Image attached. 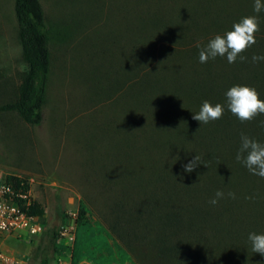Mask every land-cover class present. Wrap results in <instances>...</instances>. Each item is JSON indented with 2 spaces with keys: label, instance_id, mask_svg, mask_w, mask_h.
Wrapping results in <instances>:
<instances>
[{
  "label": "rangeland",
  "instance_id": "1",
  "mask_svg": "<svg viewBox=\"0 0 264 264\" xmlns=\"http://www.w3.org/2000/svg\"><path fill=\"white\" fill-rule=\"evenodd\" d=\"M40 1L52 35L43 121L32 125L16 113H0V196L11 197L9 190L19 188L26 198L13 200L16 206L25 209L29 200L39 202L44 209V225L40 224L37 233L0 232V253L9 259L23 258L20 264H36L32 254L42 230L55 227L60 235L62 227L74 219L71 212L78 218L84 210L90 224L110 231L113 237L110 246L108 242L101 246L98 264H129L132 260L136 264H186L185 249L179 250L180 256L177 252L178 239L183 235L192 240L202 230L214 235L213 226L207 223L205 228L206 221L187 219L183 224L177 222L180 227L171 233L161 229L164 224L157 215L171 208L182 209L188 201L176 198L173 205L165 204V190L176 176L186 183L188 174L197 178V173L183 170L184 160L188 162L190 156L188 142L195 136L204 142L206 150H217L221 135L211 121L200 125L189 120L193 118H180L198 111L202 100L196 98L198 95L189 96L188 90L196 88L184 84L190 63L176 56L165 62V70L156 73L155 81L153 72L137 79L131 57L139 28L137 0ZM14 2L0 0V103L16 96L28 69L22 57ZM206 5H210L208 11ZM176 7L179 12L190 7L199 16L210 13L233 19L252 12L253 0H178ZM262 34L259 28L254 33ZM150 58L151 53L146 57L148 65ZM163 98L170 102L169 109L156 116L151 103ZM203 142H199L200 152ZM212 172L204 171L200 183L205 190L199 198L210 193V199L217 189L226 192L205 180L204 175ZM240 177L237 172L236 178ZM249 179L242 186L235 180L230 189L240 194L258 185L263 191L259 203L250 199L240 212L231 198L229 219L235 241L230 252L235 261L249 251L248 218L261 217L259 230L264 232V178ZM194 198L189 199L190 205L198 201ZM214 206L205 203L206 208ZM156 208L160 213L152 210ZM185 213L184 209L182 215ZM103 235L97 234L96 241L102 243ZM71 236L68 243L58 240L69 248L56 255L51 264H97L87 256L74 261L71 248L78 237L77 225ZM219 239L221 243L226 240ZM260 260L264 264V257Z\"/></svg>",
  "mask_w": 264,
  "mask_h": 264
},
{
  "label": "trees",
  "instance_id": "2",
  "mask_svg": "<svg viewBox=\"0 0 264 264\" xmlns=\"http://www.w3.org/2000/svg\"><path fill=\"white\" fill-rule=\"evenodd\" d=\"M137 3L138 36L137 42L131 45V50H134V56L131 55L133 59L132 70L137 71V79L141 80L143 76L148 77L149 73L153 72V80L155 81L157 79L156 73L165 70V62L167 60L181 56L190 63L183 78L184 84L186 88H196L192 92L188 90V95L191 97L198 95L196 98L202 99L199 104L204 100H208L213 104L223 103L225 91L234 84L251 85L256 88L260 98L264 99V61L256 63L251 61V57L254 54L264 55V11L248 13V15L257 17L258 28L262 30L263 34L256 35L255 43L242 51L240 55L246 57V59L240 60L238 57L235 63L229 64L225 57L217 56L215 59H209L206 63H200L198 60L199 49L196 47V43L200 42L201 46H203L214 35L223 34L229 30L233 22L238 21L241 17H233L232 19V17H223L215 14L210 16V13H203V16H199V12L191 11L190 7H184L181 10V12L189 11L190 14H182L176 7L178 0H137ZM209 6H205L207 11ZM14 9L22 57L27 63L28 69L23 73L21 82L17 86L16 96L11 100L0 103V113H16L23 121L32 125H39L43 121L42 108L46 100L51 71V30L40 0H15ZM156 13L158 16H156ZM186 18H189L190 22L186 21ZM159 39H162V43L158 42ZM149 46L151 49H149ZM147 52H150L152 57L148 61L149 65L146 62V57L150 53L148 54ZM142 53L145 56L141 55ZM133 78H136V76L130 77L129 80L131 81ZM169 103L166 98H163L161 102L151 103L155 115L161 116L160 112L162 111H165L166 114L169 109ZM182 117L192 118V113L189 116H180V118ZM261 120H264V114L257 115L250 121L241 122L230 111L225 109L221 118L210 123L216 124L220 131L219 133H221L217 140V150H206L204 142L195 136L193 140L188 142L187 155H190L188 161L195 154L200 156V164L190 173H197V178L194 179V176L189 178L188 174V183H186L185 180L181 182L176 176L173 179L174 182H171L170 188L165 190L168 196V201L165 204L173 205L176 198L178 200H188V203L189 199H193L196 196L194 200L199 202L197 201L198 203L196 202V204L192 205L190 203L187 205L184 202L183 210L171 208L164 215H157L159 221L164 224L161 229H169L171 233H174L173 231H175L177 226L180 227L176 224L177 222L183 224L187 219L189 222L191 220L195 222L206 221L203 224L205 228L207 223L213 226L214 235L202 230L192 240L188 236L183 235L178 239L176 243L177 252L180 256L179 250L185 249L183 260L186 264L261 263V256L251 251L247 238L246 246L249 251L244 257H240L235 261L230 252L235 241L231 232L233 224L229 219L231 198L226 196L213 208L205 207V203L209 204L210 193H207L208 197L199 198L201 192L205 190V187L200 183V179L204 171L208 169H212L214 172H212L213 175L205 176V174V180L210 184L217 183V185L224 187L225 193L230 191L235 180H238L239 185L242 186L246 184L245 179L259 178L249 173L242 164L235 160V153L239 147L242 133L264 141V127L258 124V121ZM227 130H229L228 134L225 133ZM199 142H203L202 152L199 151L201 147ZM185 163H187L186 158L184 160ZM237 172L241 174L240 179L236 178ZM249 181L251 183L255 182L250 179ZM257 186H253L251 190L241 191L242 193L236 194V198L232 200L236 211L240 212L241 208L250 199H254V204L262 200L261 192L263 191L261 186ZM249 191L252 192L246 195ZM210 206L212 207L213 205ZM184 209L186 213L182 215ZM152 210L159 212L157 208ZM29 212L35 216L40 224L44 225V209L39 202L36 200L32 201L29 204ZM227 214L229 217H227ZM83 215L84 210L75 219L78 237L74 248H71L74 261L76 262L82 256H87L93 259L95 263H101L96 256L102 250L101 246L105 242H108L109 246L111 245L110 239L113 240V237L110 231H105L102 228L99 230L96 225L90 224ZM260 218L256 216V220L252 219V221L248 218L246 236L249 232H257V229L258 232H262V230H259ZM237 230L235 229V231ZM104 231L105 234L103 235ZM220 231L222 232L221 234H219ZM162 233L165 234L167 231ZM97 234L103 235L102 239L104 240L102 243L96 241ZM221 237L226 239L222 243L219 239ZM58 238V228L45 227L42 230L40 239L32 254V259L36 264H51L56 255L69 248L68 245L58 242ZM222 244L226 246L222 247ZM81 253L82 255H80ZM129 264H136V262L134 263L132 260Z\"/></svg>",
  "mask_w": 264,
  "mask_h": 264
},
{
  "label": "clouds",
  "instance_id": "3",
  "mask_svg": "<svg viewBox=\"0 0 264 264\" xmlns=\"http://www.w3.org/2000/svg\"><path fill=\"white\" fill-rule=\"evenodd\" d=\"M253 11L260 13L264 11V0H253ZM258 30V19L253 15L241 17L233 22L231 28L223 34H216L206 44L201 46L196 43L199 49L198 60L206 63L209 59L217 56L225 57L229 64L235 63L246 57L240 55L243 50L255 43L254 33ZM253 63L264 61V55L254 54L251 57ZM223 103H215L204 100L199 110L192 111V118L201 124L221 118L225 109L230 111L241 122L250 121L260 114H264V99L260 98L256 88L247 84H234L225 93ZM259 126L264 127V120L258 121ZM235 160L245 167L252 175L264 178V141L255 139L247 134H241L239 147L235 153ZM200 164V156L195 154L191 160L183 165L186 173H191ZM236 198L234 192L225 193L217 189L209 199L210 205H216L225 197ZM247 240L250 243L251 251L264 257V232H249Z\"/></svg>",
  "mask_w": 264,
  "mask_h": 264
},
{
  "label": "built area",
  "instance_id": "4",
  "mask_svg": "<svg viewBox=\"0 0 264 264\" xmlns=\"http://www.w3.org/2000/svg\"><path fill=\"white\" fill-rule=\"evenodd\" d=\"M3 187L8 188V186L3 185ZM2 189V188H1ZM19 188H13L11 190H8L12 193L11 197H2L0 196V232H12V231H20V232H28V233H37L41 229L40 223L36 220L35 216L29 212V204L31 202L28 201L27 207L24 209L17 207L13 200H21L23 198L22 193ZM74 219L71 223L66 224L62 227L60 230L59 235V241H64L65 243H68L69 239H72L71 231L73 230L74 235V229L76 226L75 219H76V213L71 212ZM6 254L0 253V264H20L24 260L23 258L16 257L13 259L7 258Z\"/></svg>",
  "mask_w": 264,
  "mask_h": 264
}]
</instances>
